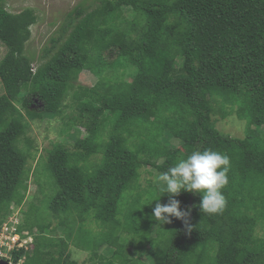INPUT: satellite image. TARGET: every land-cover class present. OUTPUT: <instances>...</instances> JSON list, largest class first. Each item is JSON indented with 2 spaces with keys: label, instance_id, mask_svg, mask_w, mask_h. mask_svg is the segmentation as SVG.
Here are the masks:
<instances>
[{
  "label": "trees",
  "instance_id": "obj_1",
  "mask_svg": "<svg viewBox=\"0 0 264 264\" xmlns=\"http://www.w3.org/2000/svg\"><path fill=\"white\" fill-rule=\"evenodd\" d=\"M7 4L0 0V45L7 49L0 62V230L27 198L35 154L21 141L29 121L59 116L79 74L97 79L74 95L71 123L84 127L85 137L73 150L58 143L48 153L57 186L46 208L50 222L26 214L19 226L24 238L33 237L38 260L14 249L9 261L79 264L70 250L75 245L99 264H141L129 255L132 239L135 250L145 246L140 258L153 253L149 264H264V0L80 4L39 56L27 50L38 11L17 14ZM120 69H132L131 77ZM233 114L248 121L244 139L217 128L215 116ZM206 149L230 158L225 207L201 213L202 197L181 192L175 198L189 212L187 224L172 217L165 234L154 231L160 224L152 209L169 197L163 182L143 189L138 167L158 177ZM126 212L133 219L122 222ZM92 223L99 234L90 238ZM105 246L110 257L98 253Z\"/></svg>",
  "mask_w": 264,
  "mask_h": 264
},
{
  "label": "rangeland",
  "instance_id": "obj_2",
  "mask_svg": "<svg viewBox=\"0 0 264 264\" xmlns=\"http://www.w3.org/2000/svg\"><path fill=\"white\" fill-rule=\"evenodd\" d=\"M100 3V0H8L7 7L13 13H20L24 9L34 8L38 11L39 21L32 27V39L27 44V50L29 54H37L39 56L42 48L47 44L50 37L59 29L61 24L64 22L66 16L70 11L80 4H85L86 7L90 9L95 8ZM7 49L4 45H0V62L5 57ZM131 70L120 69L119 72H126V77H131ZM96 76L91 72H83L79 74L77 80L73 83V87L69 90L67 99L65 101L66 106L63 107L61 114L55 118L44 117L41 120L29 121V130L27 131L26 137L21 141L22 146L25 143H31V151L35 154V158L29 162L31 167L30 179H29V189L25 204L16 209V212L19 213L20 222L23 224L25 220V215L32 216L35 213H38L36 217L37 223L43 220L50 222V215L48 214L46 208L49 203L52 201L53 197L57 192V186L55 180L52 176V173L49 170L48 166V153L58 143H63L67 145L72 150L74 149L76 139L78 137H85L86 132L85 128L81 126L74 125L71 123V118H73L77 112L74 105V95L78 93H83L85 89L91 88L96 84ZM4 93V87L0 79V96ZM24 92L22 95H25ZM36 101V100H35ZM41 105L39 101L33 103L32 108H38ZM215 121L219 131L227 136H231L237 139H244L246 136V129L248 126L247 120H240L237 114L228 116L226 119L222 118L221 115L215 116ZM169 141V140H168ZM124 144H127L125 139L122 140ZM170 142V141H169ZM172 148H175L177 145L175 142L170 143ZM179 145V144H178ZM19 147V144H17ZM27 150V149H26ZM185 151H188L185 149ZM137 174L141 177L140 182L143 186V189L151 188L157 183V173L155 170L147 166H139ZM152 192H157V190L152 188ZM158 194V192H157ZM133 213L126 212L122 216V222L126 220L133 219ZM45 218V219H44ZM52 219L53 229L57 228V221ZM91 231H93V236L98 235V229L93 223L90 224ZM38 229V226L36 227ZM154 231H158L160 234H165L167 229L164 225H157ZM37 232V231H35ZM95 232V233H94ZM24 234H28L27 231H24ZM61 234L58 230V233L55 235ZM260 235H264V231H260ZM56 237V236H55ZM153 239H157L156 235H153ZM25 240L23 247L28 251L26 254V259L37 261L38 257L33 251L32 242L30 245ZM135 241L130 239L128 242V250L130 257H133L135 261L139 260L142 263L149 264L150 260H154L153 253L148 255H142L139 257L141 251H146L145 246L142 245L139 249H134ZM15 247L21 248L18 246V243ZM149 249V248H148ZM72 258L77 261L79 264H99L97 258L93 259V254L90 251H84L75 245L70 247ZM138 252V253H137ZM103 257H110L112 253L108 246L100 249L98 252ZM141 263V264H142ZM133 264H137L133 263Z\"/></svg>",
  "mask_w": 264,
  "mask_h": 264
},
{
  "label": "clouds",
  "instance_id": "obj_3",
  "mask_svg": "<svg viewBox=\"0 0 264 264\" xmlns=\"http://www.w3.org/2000/svg\"><path fill=\"white\" fill-rule=\"evenodd\" d=\"M36 68L37 66L33 65L32 71H36ZM229 166L230 158L213 149H206L202 152L194 151L187 158L179 159L174 166L169 167L166 172L156 178L157 183L163 182L162 191L165 193L163 196L167 195L169 199L167 203H156L152 209V218L160 225L171 223L172 217L186 222L189 212L181 211L180 202L175 198L181 192L196 193L202 197L197 205L201 213H220L226 205L222 189L229 182L227 175ZM187 228L191 232V226L187 225ZM26 238L33 239V237ZM11 252L6 256H0V259L10 262Z\"/></svg>",
  "mask_w": 264,
  "mask_h": 264
},
{
  "label": "built area",
  "instance_id": "obj_4",
  "mask_svg": "<svg viewBox=\"0 0 264 264\" xmlns=\"http://www.w3.org/2000/svg\"><path fill=\"white\" fill-rule=\"evenodd\" d=\"M18 213L16 212L2 227L0 233V256H6L9 252L13 251L16 244L21 248L25 240L30 245L32 238H24L20 233V220L17 217ZM26 242V243H27Z\"/></svg>",
  "mask_w": 264,
  "mask_h": 264
},
{
  "label": "water",
  "instance_id": "obj_5",
  "mask_svg": "<svg viewBox=\"0 0 264 264\" xmlns=\"http://www.w3.org/2000/svg\"><path fill=\"white\" fill-rule=\"evenodd\" d=\"M0 264H11V263L6 260L0 259Z\"/></svg>",
  "mask_w": 264,
  "mask_h": 264
}]
</instances>
